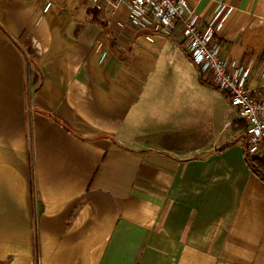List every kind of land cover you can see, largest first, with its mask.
<instances>
[{
	"label": "crops",
	"instance_id": "1",
	"mask_svg": "<svg viewBox=\"0 0 264 264\" xmlns=\"http://www.w3.org/2000/svg\"><path fill=\"white\" fill-rule=\"evenodd\" d=\"M111 2L0 0V264H264L247 125L179 23ZM221 4L223 50L264 93V0H190L202 24Z\"/></svg>",
	"mask_w": 264,
	"mask_h": 264
},
{
	"label": "built area",
	"instance_id": "2",
	"mask_svg": "<svg viewBox=\"0 0 264 264\" xmlns=\"http://www.w3.org/2000/svg\"><path fill=\"white\" fill-rule=\"evenodd\" d=\"M89 1L95 4L99 0ZM111 1L115 6L126 7L128 19L136 28H148L155 33L168 35L179 23L191 63L214 88L227 96L239 118L246 122L245 154L249 157L264 154V93L249 91V66L230 61L219 40L231 8L218 5L209 20L202 24L190 0ZM261 78L264 79V69Z\"/></svg>",
	"mask_w": 264,
	"mask_h": 264
},
{
	"label": "trees",
	"instance_id": "3",
	"mask_svg": "<svg viewBox=\"0 0 264 264\" xmlns=\"http://www.w3.org/2000/svg\"><path fill=\"white\" fill-rule=\"evenodd\" d=\"M201 82H205L200 78ZM240 124H243V126H240V129H244L246 126L244 120H239ZM237 123V122H236ZM243 151L245 149V134L243 135V141H242ZM244 156L246 158V162L248 165V168L250 171L260 180L261 182H264V154L260 156H247L244 152Z\"/></svg>",
	"mask_w": 264,
	"mask_h": 264
}]
</instances>
